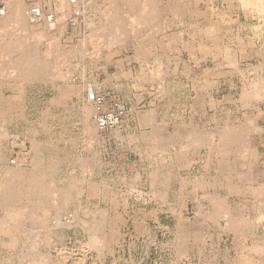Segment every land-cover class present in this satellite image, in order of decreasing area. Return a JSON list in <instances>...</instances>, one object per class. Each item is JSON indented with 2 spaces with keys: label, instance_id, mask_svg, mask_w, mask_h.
<instances>
[{
  "label": "rangeland",
  "instance_id": "rangeland-1",
  "mask_svg": "<svg viewBox=\"0 0 264 264\" xmlns=\"http://www.w3.org/2000/svg\"><path fill=\"white\" fill-rule=\"evenodd\" d=\"M61 1L0 0L5 12L0 17V105L9 103L0 113V171L4 159L23 157L20 164L29 171L40 162L48 190L34 198L44 201L46 213L36 208V216L27 218L26 208L11 238L0 233V264H215L216 259L219 264H264V174L253 172L254 163L257 167L258 159L264 160V145L257 147V139L247 138L264 129V15L241 0L190 6L192 17L206 11L207 48L197 45L203 22L191 21L182 38V23L159 21L161 33L179 35L172 47L144 54L139 51L151 40V22L141 17L150 11L151 0L146 6L143 0ZM159 1L167 14L171 0ZM17 2L24 8L21 16L12 14ZM34 8L40 11L39 21L31 19ZM10 24L17 51L4 46ZM34 63L41 75L37 70L22 78L11 67ZM123 65L132 66L136 88L126 85ZM89 91L103 97L104 110L122 109L114 127H97L95 107L86 100ZM156 111L171 132L195 127L187 135L177 130L175 136L192 134L189 139L197 147L157 149L156 141L163 138L151 133ZM230 131L237 132L235 144L219 149L218 137ZM161 152L164 159L158 162ZM160 168L164 177L157 175ZM55 184L67 191L77 188L64 196L59 222L50 192ZM156 185L169 186L165 196L175 212L150 215L152 237L147 241L153 242L134 245L131 239L143 230L135 227L133 213L117 210L145 205ZM211 198H221L226 214H214Z\"/></svg>",
  "mask_w": 264,
  "mask_h": 264
},
{
  "label": "crops",
  "instance_id": "crops-1",
  "mask_svg": "<svg viewBox=\"0 0 264 264\" xmlns=\"http://www.w3.org/2000/svg\"><path fill=\"white\" fill-rule=\"evenodd\" d=\"M143 1L144 2L142 3V6H146L147 5L146 4L147 3L146 0H143ZM167 1H169V0H167ZM219 1H221V0H171L170 1L171 4L170 3L168 4L169 5L168 6V8H169L168 13L167 14H164V11L162 9V4H160V1L159 0H151L150 1V4H149L150 11H152V14H156V15H151V16L150 15H145L146 18L144 19L145 21H150L151 22V26H150L151 27V31H150V39L151 40H150V42L146 41V42H143L142 43L141 50L139 51V53L141 52V53H144V54H155V53L160 52L159 51V47H162V46L172 47L174 45V41L173 40L176 37H178L179 34L176 33V32H173V31L171 33H169V31L166 32V33H161L162 31H160L159 25H158V22L159 21H164V22H167V23H169V22H171V23H176V22L182 23V26L183 27H182V29L179 30V32L183 31V32H181L182 33V38L185 37L186 28H188V25H190L189 23L191 21L199 20L200 22H203L202 24H200V32L201 33H199V35H198L199 40L197 41V45L199 46L200 49L201 48H207L208 43L205 40V38L207 36V32L205 31V26H206V23H207V17L205 15L206 11H204V14H203L202 11L199 10L200 13L199 14H193V17H192L190 6H215V5H217V3ZM162 2H163V0H162ZM222 2H223V0H222ZM132 5L135 7L134 4H132ZM242 5H243V2H242ZM158 9H159V12H157ZM197 15H198V19H197ZM11 29H10V31L8 29L9 34H10V37L9 38L6 37L3 40H5V39H11L12 40V38H13V25L11 26ZM216 33L217 32H214V36L217 37V34ZM211 36H213V35H211ZM186 44H187V46L189 48L192 47L190 42L189 43L186 42ZM193 44L195 45L194 42H193ZM217 44L218 43H215V45H217ZM167 51H169V49ZM123 69H124V76L123 77L126 80V85L127 86L128 85H131L132 87H135L136 88V84H138V83L132 82V79H133L132 66L131 65H126V66L123 65ZM115 85H118V83L115 84ZM93 86H95V88H97L100 91L102 90V88L100 86H98V85L97 86L96 85H93ZM202 93H203L202 94L203 95V99L202 100L204 101L206 96H205L204 92H202ZM160 99H163V97L159 98V100ZM2 100H4V98H2ZM5 105L3 106L2 109H6V111H7L9 109V103L6 106ZM156 108H157L156 110H158V107H156ZM154 110H155V108H154ZM6 111H4L3 113H5ZM159 112H161V111H159ZM166 112L167 113L169 112L168 108L166 109ZM154 114H153L154 115V121L152 122L153 124L151 126V128H152L151 129V133L152 132L153 133L154 132L155 133H159V134H161V137L160 138H163L162 141L153 140V141H156L157 142V147H158L157 149H160V150H162V149L169 150V148L172 146V144H185L186 148H188V149H192L194 147H197V145H195L197 143L194 144V142H191V139H189L188 137H185V138H181L180 139V138H178V137L175 136L177 134V130L178 131H181L182 133H186V135H187V133H192L193 127H186V126L185 127H183V126L176 127L171 132L168 127H166V126H164L162 124V118L159 117L157 111ZM148 118H150V117H148ZM154 123H156V124H154ZM261 130L262 131L257 136H256V134L254 136V132H250L249 136H247L249 140H254V139H257L258 140L257 147H259L261 144L264 145V129H261ZM252 144H254V143L252 142ZM199 147H201V146H199ZM169 154L166 155L165 162L164 163L167 162L166 160L169 158V156H168ZM159 155L157 156V160H159V162H161L162 161L161 158L164 159V156H163V153L162 152ZM161 155L163 157H161ZM262 157L264 158V149L262 151ZM259 160H260V158L258 159V165H257V167H256V164L253 162L254 163V165H253V172H255L256 176H258L261 173L264 174V160L261 163L259 162ZM41 166H42V164H40V169L38 170V172L37 171L34 172L33 170L32 171H29L26 168L27 169L26 172H28V174L27 173L25 174L26 177H28V179L30 181H33L34 180L33 178H35L36 179V182L39 183L38 186H40L39 188H36V189L33 188V189H30V190L27 189L26 191H24V193H25L24 196L26 197V202L23 203V204H21V205H19V206H18V204H15V205L7 206L4 209H1L0 208V212L4 213L5 215L7 213H9L7 215L10 216V214H11L10 218L13 220V221L11 220L13 223H17L19 225L18 222L25 215L24 213L26 212L25 211L26 208H29V212L26 215V217H28V218H34L36 216L35 215L36 208H40V210L43 213H46V204L44 203V201L34 200V198L37 197V196H39L40 194L48 192V190L46 188V185L43 182V179L41 177V174L43 172V170H41V168H42ZM160 169H161L160 171H159V169H156V170L158 171V173L161 176L165 172H163L162 168H160ZM168 171L169 170H167V172ZM170 174H171V171H170ZM256 176H255L254 179L257 178ZM161 177H164V176H161ZM157 178H158V176H157ZM158 179H159L158 181L161 180L160 178H158ZM162 183H163V181L161 182V186H162ZM55 185H53L52 191L50 189V192H54L53 190L55 189L57 191L56 192V198L57 199H60V200H63V197L66 196L67 194H69V190H70V193H71V191L73 192L74 190L77 189L76 188V185H75L74 188H73V186H70V188H69L68 191L67 190H62V189L59 188L58 185H56V186ZM89 189H90L91 192H95L96 191L95 185L92 184V183L89 184ZM167 189H169V186L168 185L165 186V187L164 186L163 187H159L158 185H156V189H153V191L150 193V195H148V200L145 203V205L136 206V207H133L132 209H130V206L127 205V206H125V208L123 209V211L117 210V212H122V213H133L135 215V217H133L132 220H133V222L135 224V227L137 229H140V231L143 230L142 233H139L137 236H135L134 238L131 239V242H133L134 245H136L137 242L145 241V239L147 241V238H149V237L151 238L152 237L151 236L152 235V228H151V225H150V223H151L150 222V218H151L150 215H152V214H158L159 212H163V211L164 212H170V213L171 212H175L174 207L171 204H169L170 202H168V199H165V197L168 198V196H167L168 194L165 196V191L166 192L168 191ZM57 193H58V195H60L59 197H61V198H59L57 196ZM230 196H234V194H231ZM51 198H52V201H53V199L55 198V195H51ZM56 198H55V201H54V203H55L54 205L55 206L58 205L56 203ZM65 201H66V199H65ZM147 203H149V205ZM163 204L164 205L166 204V206H167L168 209L164 210L161 207ZM23 206H26V207L24 208ZM60 206H61V204L58 205V209L56 211V214H57V212H58V214L61 213L62 207H60ZM160 207H161V209H160ZM18 210H20V214L22 212L23 215H19V213H18L19 211ZM12 212H14V213H12ZM12 214L13 215H16V217H14ZM17 214H18L19 217L17 216ZM59 217H60V215H58L56 217V220L55 221H57V219ZM14 229H15V227L12 224V227H11L10 231L8 229L7 231H1V232H4L6 234L7 233L10 234L8 236H10V238H11L12 237L11 231H13ZM147 242H151L152 243L153 240L151 239V240H148ZM119 258L121 259V256H119ZM248 262L249 261H247V263ZM215 264H219L218 259L215 260Z\"/></svg>",
  "mask_w": 264,
  "mask_h": 264
},
{
  "label": "bare ground",
  "instance_id": "bare-ground-1",
  "mask_svg": "<svg viewBox=\"0 0 264 264\" xmlns=\"http://www.w3.org/2000/svg\"><path fill=\"white\" fill-rule=\"evenodd\" d=\"M61 1V0H60ZM72 1H74V3L76 4L77 3V0L75 1V0H63V2H64V4L65 5H67L68 4V2L71 4L72 3ZM62 2V1H61ZM144 2V1H143ZM242 2H243V5L244 6H252L256 11H258V13H261V14H263L264 15V0H242ZM9 3H10V1H9ZM3 4V3H2ZM11 4V3H10ZM12 5V4H11ZM15 5H17L16 6V8H13L12 7V14H14V15H16V16H21V14L24 12V8L21 6L22 4L20 3V2H17V4H14L13 6H15ZM5 6V5H4ZM2 7V6H1ZM0 7V17H3V14H5V12L4 11H1V9H3V7L1 8ZM65 8V7H64ZM63 8V9H64ZM214 8V7H213ZM9 10V9H8ZM76 10V9H75ZM112 10V9H111ZM118 10V9H117ZM157 10V9H156ZM10 11H11V9H10ZM113 11H114V9H113ZM159 11V10H158ZM157 11V12H158ZM22 12V13H21ZM111 12V11H110ZM118 12V11H117ZM150 12V11H149ZM147 13L146 12V15H149L150 14V16L151 15H153L152 14V11L150 12V13ZM50 13V12H49ZM142 13V12H141ZM2 14V15H1ZM120 14V13H119ZM11 15V14H10ZM25 15V14H24ZM112 15V14H111ZM114 15H116V14H114ZM215 15V14H214ZM139 16V15H138ZM8 17H9V15H7V16H5V18H6V20L8 19ZM13 17V16H12ZM136 17V16H135ZM11 18V17H10ZM9 18V19H10ZM19 18V17H18ZM21 18V17H20ZM146 17H145V15H143L142 17H141V20L142 21H145L144 19H145ZM8 19V20H9ZM2 21H4L3 20V18H2ZM11 21V20H10ZM32 21H34V20H32ZM18 22V21H17ZM20 22V21H19ZM11 23V22H10ZM13 23V22H12ZM25 23V22H24ZM195 23V22H194ZM17 24V23H16ZM20 24H21V22H20ZM85 24V23H84ZM151 24V23H150ZM149 24V25H150ZM10 25H12V24H10ZM9 25V26H10ZM24 25H26V24H24ZM24 25H21V26H24ZM215 25V24H214ZM2 25H0V27H1ZM5 26V25H4ZM21 26H20V28H21ZM27 26V25H26ZM86 26V25H85ZM3 28H5V27H3ZM2 28V29H3ZM18 28H19V26H18ZM30 28V27H29ZM22 29V28H21ZM27 29H28V27H27ZM215 29V28H214ZM7 30H8V28H7ZM12 30V29H11ZM216 30V29H215ZM24 31V30H23ZM17 32H19V31H17ZM20 32H22V31H20ZM1 33H2V31H1ZM13 33H14V30H13ZM26 33H27V31H26ZM34 33V32H33ZM41 33V32H40ZM24 34V33H23ZM38 34V33H37ZM41 35V34H40ZM38 35H36V37H37ZM17 37H18V35H17ZM23 37V36H22ZM25 37H26V35H25ZM40 37H42V36H40ZM82 37V36H81ZM158 37V36H157ZM252 37V36H251ZM258 37V36H257ZM27 39H28V36L26 37ZM100 38V37H99ZM14 38H12V40L11 39H5L6 40V42L4 43L5 45V48L7 49V50H9V49H11L12 48V50L13 51H17V50H14L15 48V46H18L19 47V45H15V42H14V40H13ZM38 39V38H37ZM90 39V38H89ZM190 39V38H189ZM261 39V38H260ZM8 40V41H7ZM19 40V39H18ZM101 40V39H100ZM30 41V40H29ZM31 41H33V40H31ZM36 41V40H35ZM54 41V40H53ZM97 41V40H96ZM98 41H99V39H98ZM19 42V41H18ZM31 43V42H30ZM52 43V42H51ZM21 45H22V43H21ZM20 45V46H21ZM23 45H24V42H23ZM99 45V44H98ZM31 46V45H30ZM17 48V47H16ZM37 48V47H36ZM35 47L33 48V49H36ZM26 49V48H25ZM30 49V48H29ZM32 50V49H31ZM34 50H32V52H33ZM7 53V52H6ZM15 53V52H14ZM13 53V54H14ZM20 53H22V52H20ZM39 53V52H38ZM16 54V53H15ZM17 54H19V51H18V53ZM31 54H33V53H31ZM35 54V53H34ZM17 56H19V55H17ZM23 56H24V54H23ZM120 56V55H119ZM12 57V56H11ZM20 57V56H19ZM29 57H31V56H29ZM33 57H34V55H33ZM32 57V58H33ZM39 57V56H38ZM14 59H16V61H17V57L16 58H14ZM22 59V58H21ZM25 59V58H24ZM24 59H22V60H24ZM19 60V59H18ZM26 60V59H25ZM38 60V59H37ZM45 59H43V61H44ZM83 60V59H82ZM19 61H21V60H19ZM34 61V60H33ZM42 61V60H41ZM12 62V61H11ZM22 62V61H21ZM44 63V62H43ZM46 63V62H45ZM37 64V63H36ZM144 64H146V63H144ZM48 65V64H47ZM7 66V65H6ZM163 66V65H162ZM11 67H13V70L14 71H16L17 73H19V75H20V77H24L25 78V76L26 77H31L30 75L32 74V72H36L37 70H38V74H40V71L41 70H39V69H41V67L39 66V65H35V63H34V65H11ZM44 67V66H43ZM46 68H47V66H46ZM45 68V69H46ZM258 68V67H257ZM245 69V68H244ZM12 70V69H11ZM13 71V72H14ZM42 71H43V69H42ZM256 72V71H255ZM29 73V74H28ZM27 74V75H26ZM36 74V73H35ZM43 74V73H42ZM246 74V73H245ZM29 75V76H28ZM41 75V74H40ZM9 76V75H8ZM35 77H39V75H34ZM33 76V77H34ZM37 77V78H38ZM41 78V77H40ZM260 78V77H259ZM30 79V78H29ZM204 79V78H203ZM261 79V78H260ZM165 80V79H164ZM259 81V80H258ZM258 81H256V83L258 82ZM255 82V81H254ZM252 85H253V83H251ZM261 83H259V85H260ZM254 85H256L257 86V84H254ZM253 85V88L255 87ZM261 85H263V84H261ZM6 87V86H5ZM249 87V86H248ZM6 89V88H5ZM250 89V88H249ZM258 89V88H257ZM261 89V88H260ZM252 90V89H251ZM254 90H256V89H254ZM6 91V90H5ZM243 91H245V90H243ZM257 91H259V90H257ZM246 92V91H245ZM245 92H244V94H243V96H245ZM256 92V91H255ZM261 92H262V90H261ZM252 93V92H251ZM250 93V94H251ZM256 93H258V92H256ZM263 93V92H262ZM21 94V93H20ZM249 95V94H248ZM247 95V96H248ZM254 95L256 96V94L254 93ZM242 96V97H243ZM246 96V97H247ZM260 96H262V95H260ZM260 96L257 98V97H254V98H257V99H259L260 98ZM264 96V95H263ZM253 98V99H254ZM264 97H262V99H263ZM1 99V98H0ZM244 99H246L245 97H244ZM243 99V100H244ZM248 99H249V96H248ZM251 99H252V96H251ZM15 100V99H14ZM19 100V99H18ZM86 100H87V102H88V104H92V106L94 107V105H93V103L87 98V96H86ZM242 100V99H241ZM243 100H242V102H243ZM250 100V99H249ZM2 101V100H1ZM262 103V102H261ZM249 104V103H248ZM196 105V104H195ZM1 106V108H0V113H3L4 111H6V109H2V106L3 105H0ZM6 106V105H5ZM84 109V108H83ZM88 109V108H87ZM191 110V109H190ZM87 112H88V110H86V114H87ZM90 112V111H89ZM202 115V114H201ZM241 115V114H240ZM246 124V123H245ZM192 126V125H191ZM227 126H229V125H227ZM189 127V126H188ZM234 127L235 126H233V128H232V130L234 129ZM248 127V126H247ZM193 128H195V127H193ZM225 128V127H224ZM241 128H245V127H241ZM227 129V128H226ZM229 130H231L230 128H229ZM239 130V129H238ZM193 131V130H192ZM198 131H200V129L198 130ZM203 131V130H202ZM219 131V130H218ZM224 131V130H223ZM250 131V130H249ZM252 131H254V130H252ZM227 132V131H226ZM1 133V132H0ZM200 133V132H199ZM204 133V132H203ZM203 133H202V135H203ZM213 133V132H212ZM216 133V131H214V134ZM220 133V132H219ZM235 133H237L236 131L234 132V131H230V132H228L227 134H224V133H222V134H220V136L218 137L219 138V143L221 144V146H220V148L219 149H222V147L223 148H225L226 147V145L225 144H227L228 142H230V144H233V143H231L232 141H233V139H234V135H235ZM242 133V132H241ZM240 133V134H241ZM246 133V132H245ZM250 133V132H249ZM196 134V133H195ZM198 134V133H197ZM201 134V133H200ZM240 134H238V135H240ZM9 135V134H8ZM192 135V134H191ZM191 135H188V136H186V137H188V138H191ZM194 135V134H193ZM15 136V135H14ZM201 136V135H200ZM241 136H242V134H241ZM206 137V136H205ZM208 137V136H207ZM215 137H216V135H215ZM239 138H240V136H238ZM243 137V136H242ZM26 138V137H25ZM183 138H185V136L183 137ZM194 137H192V139H193ZM248 138V137H247ZM161 139V138H160ZM195 139V138H194ZM199 139H201V138H199ZM198 139V140H199ZM208 139H209V137H208ZM207 139V140H208ZM214 139V138H213ZM11 140V139H10ZM92 140V139H91ZM203 140V139H202ZM206 140V138H205V141H207ZM246 140V139H245ZM90 141V140H89ZM120 141V140H119ZM192 141V140H191ZM210 141H212V140H210ZM242 141V140H241ZM85 142V141H84ZM193 142V141H192ZM195 142V141H194ZM198 142V141H197ZM196 143V142H195ZM203 143V142H202ZM202 143H201V145H202ZM207 143V142H206ZM209 143H211V142H209ZM208 143V144H209ZM238 143V142H237ZM239 143H240V140H239ZM9 144V143H8ZM11 144V143H10ZM37 144V143H36ZM235 144V143H234ZM233 144V145H234ZM13 145V144H12ZM34 145V144H33ZM44 145V144H43ZM197 145H198V143H197ZM209 145H211V144H209ZM214 145V144H213ZM219 145V144H218ZM242 145V144H241ZM204 146V145H203ZM231 146V145H230ZM214 147V146H213ZM244 147V146H243ZM32 148V147H31ZM156 148H158V147H156ZM236 148V147H235ZM246 148V147H245ZM32 149H36V148H32ZM136 149V148H135ZM153 149V148H152ZM207 149H209V148H207ZM213 149V148H212ZM225 149H227V148H225ZM229 149V148H228ZM234 149V148H233ZM29 150H30V147H29ZM164 150V149H163ZM211 151V149L209 150V152ZM243 151V150H242ZM241 151V152H242ZM244 151H245V149H244ZM184 152V151H183ZM208 152V151H207ZM246 152V151H245ZM17 153V152H16ZM213 153V152H212ZM184 154V153H183ZM9 155V154H8ZM41 155V154H40ZM40 155H39V157H40ZM170 155V154H169ZM229 155V154H228ZM37 156V155H36ZM160 156V155H159ZM164 156V155H163ZM162 155H161V157H163ZM189 157V156H188ZM237 157V156H236ZM235 157V158H236ZM21 158H23V157H21ZM21 158H19V157H17L15 160H11V159H8V160H6V159H4V161H3V163L4 164H2V166H3V168L1 169V171H0V173H2V174H4L5 176H3L2 174H0V208L1 209H4L5 207H7V206H11V205H15V204H18V206L19 205H21V204H23V203H25L26 202V197L24 196V191H26L27 189L28 190H30V189H33V188H39L40 186H38V182H36V179L35 178H33L34 180L33 181H30L29 179H28V177H26V169H24V167H22L21 166ZM42 158V157H41ZM233 158H234V156H233ZM239 158V157H238ZM0 159H1V157H0ZM24 159V158H23ZM36 159H37V157H36ZM162 159V158H161ZM167 159V158H166ZM210 159V158H209ZM225 159V158H224ZM229 159V158H228ZM243 159H245V158H243ZM186 160H189V159H186ZM238 160V159H237ZM246 160H248V159H246ZM9 161V162H8ZM26 161V160H25ZM6 162V163H5ZM158 162H159V160H158ZM12 163V164H11ZM34 163V168H33V171L35 172V171H37L38 172V170L40 169V162H33ZM27 165V164H26ZM206 166V165H205ZM25 168H27V167H25ZM156 171V170H155ZM4 172V173H3ZM156 173V172H155ZM35 174V173H34ZM37 174V173H36ZM80 174V173H79ZM245 174V173H244ZM153 175V174H152ZM157 175H159V173L157 174ZM243 176V175H242ZM152 177V176H151ZM166 177V176H165ZM168 177H169V175H168ZM171 177V176H170ZM245 177H246V175H245ZM226 178H230L229 176H227ZM157 180V179H156ZM159 180V179H158ZM168 180V179H167ZM29 181V182H28ZM39 181V180H38ZM155 181V180H154ZM240 181V180H239ZM158 182V181H157ZM156 182V183H157ZM235 182V181H234ZM240 182H243V181H240ZM251 182V181H250ZM155 183V182H154ZM30 184V185H29ZM158 184V183H157ZM164 184V183H163ZM230 184H232V183H230ZM257 184V183H256ZM57 185V184H56ZM55 185V186H56ZM234 184H232V186H233ZM240 185V184H239ZM159 187H161V186H159ZM226 187H227V185H226ZM241 187V186H240ZM73 190V189H72ZM54 192V194L53 195H55V198H56V190L54 189L53 190ZM124 192V191H123ZM234 192H235V190H234ZM52 194V193H51ZM123 194V193H122ZM139 194V193H138ZM235 194V193H234ZM57 196L59 197L60 195H58V193H57ZM54 197V196H53ZM52 197V198H53ZM214 197V196H213ZM55 198L53 199V203H54V201H55ZM59 198H61V197H59ZM168 199V198H167ZM213 201H212V203H213V206H214V208H215V210H214V214L217 212L218 214H226V209H227V206L226 205H224V202L222 201V200H220V199H216V198H211ZM237 200V199H236ZM50 201V200H49ZM52 201V200H51ZM56 203L58 204V205H60L61 204V206L60 207H62L63 206V204L65 203V199H64V197H63V200H60V199H57L56 198ZM227 203V202H226ZM55 204V203H54ZM29 205V204H28ZM21 207V206H20ZM24 208L26 207V206H23ZM28 207V206H27ZM30 207V206H29ZM43 208V207H42ZM15 209V208H14ZM23 209V208H22ZM13 210V209H12ZM6 211V210H5ZM10 211V210H9ZM19 212V215H21L22 214V212H21V214H20V210H18ZM22 211V210H21ZM26 211V210H25ZM6 213V212H5ZM12 213H14V212H12ZM7 214H9V213H7ZM6 214V215H7ZM51 214V213H50ZM60 214V213H59ZM58 214V212H57V216L59 215ZM13 215V214H12ZM8 216V218H0V232L1 231H7L8 229H9V231H10V229H11V227H12V224H13V226L17 229L18 228V224L17 223H13L12 221V219L10 218V216H11V214H10V216L9 215H7ZM17 216H18V214H17ZM56 216V217H57ZM19 217V216H18ZM22 217V216H21ZM55 217V218H56ZM69 217V216H68ZM28 218V217H27ZM70 218V217H69ZM65 219H68V218H66L65 217ZM12 220V221H11ZM15 220V219H14ZM16 221V220H15ZM14 221V222H15ZM60 221V217L57 219V221L56 222H59ZM17 222V221H16ZM182 222V221H181ZM158 225V224H157ZM236 226V225H235ZM160 227V226H159ZM178 230L180 231V229L178 228ZM12 232V231H11ZM264 232V231H263ZM10 233V232H9ZM180 233V232H179ZM183 232H181V234H182ZM8 234V233H7ZM102 234V233H101ZM180 234V235H181ZM8 235H10V234H8ZM93 236V235H92ZM91 236V237H92ZM152 236V235H151ZM170 236V235H169ZM10 237V236H9ZM98 237V236H97ZM180 237V236H179ZM93 240H97V239H95L96 238V236L94 235L93 237ZM163 240V239H162ZM90 242V241H89ZM96 242V241H95ZM94 242V243H95ZM97 243V242H96ZM100 243V242H99ZM94 245V244H93ZM88 248V247H87ZM85 249V248H84ZM215 251V250H214ZM90 252V251H89ZM83 253H84V251H83ZM62 256V255H61ZM58 257V256H57ZM78 258V257H77ZM44 260V259H43ZM61 260V259H60ZM77 260V259H76ZM42 261V260H41ZM78 261V260H77ZM164 261V260H163ZM171 261V260H170ZM201 261V260H200ZM86 262V261H85ZM76 264V263H75ZM166 264V263H165Z\"/></svg>",
  "mask_w": 264,
  "mask_h": 264
},
{
  "label": "built area",
  "instance_id": "built-area-1",
  "mask_svg": "<svg viewBox=\"0 0 264 264\" xmlns=\"http://www.w3.org/2000/svg\"><path fill=\"white\" fill-rule=\"evenodd\" d=\"M31 15V19L34 21H39L41 18V14L38 8L32 9ZM87 98L93 103L95 107V121L99 129H110L119 122L120 115L122 114V109L118 108L116 112H108L104 110V99L95 91H89L87 93Z\"/></svg>",
  "mask_w": 264,
  "mask_h": 264
}]
</instances>
